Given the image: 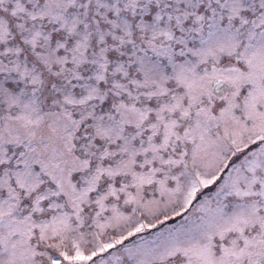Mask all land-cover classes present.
Listing matches in <instances>:
<instances>
[{"label": "snow or ice", "instance_id": "obj_1", "mask_svg": "<svg viewBox=\"0 0 264 264\" xmlns=\"http://www.w3.org/2000/svg\"><path fill=\"white\" fill-rule=\"evenodd\" d=\"M0 264H264V0H0Z\"/></svg>", "mask_w": 264, "mask_h": 264}]
</instances>
